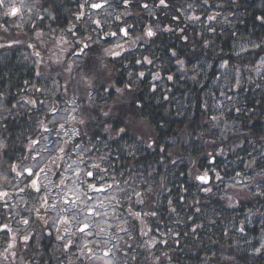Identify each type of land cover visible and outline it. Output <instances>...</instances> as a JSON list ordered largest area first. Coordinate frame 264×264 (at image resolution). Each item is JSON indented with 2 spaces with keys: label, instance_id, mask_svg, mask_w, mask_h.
<instances>
[{
  "label": "clouds",
  "instance_id": "9594fccd",
  "mask_svg": "<svg viewBox=\"0 0 264 264\" xmlns=\"http://www.w3.org/2000/svg\"><path fill=\"white\" fill-rule=\"evenodd\" d=\"M0 264H264V0H0Z\"/></svg>",
  "mask_w": 264,
  "mask_h": 264
}]
</instances>
